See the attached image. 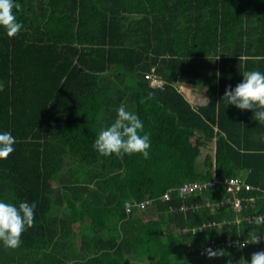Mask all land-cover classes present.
<instances>
[{"label": "trees", "instance_id": "16d2710c", "mask_svg": "<svg viewBox=\"0 0 264 264\" xmlns=\"http://www.w3.org/2000/svg\"><path fill=\"white\" fill-rule=\"evenodd\" d=\"M261 190L264 0H0V264H264Z\"/></svg>", "mask_w": 264, "mask_h": 264}, {"label": "built area", "instance_id": "2783aa9c", "mask_svg": "<svg viewBox=\"0 0 264 264\" xmlns=\"http://www.w3.org/2000/svg\"><path fill=\"white\" fill-rule=\"evenodd\" d=\"M143 78L146 79L148 85L151 87H161L163 83V80L153 73V68H149V70L145 71L143 73ZM217 186H220L223 189V193L214 201H206L205 204L210 206L211 208H217L220 205L227 204L233 211H239L242 208V202L251 203L254 200V196L252 195H240L239 193L241 191L258 189V187H254L244 182L243 179L239 176L219 177L213 170L209 179L184 181L176 188V191L179 196H183L187 193L200 194L202 193V191L214 189ZM162 197L166 199L167 193H163ZM261 197L264 198V190H261ZM150 201V199H145L142 201H136L134 199L126 200L124 202L125 211H129L130 207L133 206L136 208H143L147 204H149ZM258 218L264 221V214L260 215ZM246 219L249 220V217H247ZM258 240L264 243V236L256 234L251 239V241ZM245 243H249V240L246 239Z\"/></svg>", "mask_w": 264, "mask_h": 264}, {"label": "crops", "instance_id": "0c3cea01", "mask_svg": "<svg viewBox=\"0 0 264 264\" xmlns=\"http://www.w3.org/2000/svg\"><path fill=\"white\" fill-rule=\"evenodd\" d=\"M172 85L175 90L180 93L183 98L191 105V107H193V109L196 108L195 104L199 105L206 101V94L203 96V92L201 90L199 91V89L202 88L199 87L200 85L185 81H175L172 83Z\"/></svg>", "mask_w": 264, "mask_h": 264}, {"label": "rangeland", "instance_id": "374dc122", "mask_svg": "<svg viewBox=\"0 0 264 264\" xmlns=\"http://www.w3.org/2000/svg\"><path fill=\"white\" fill-rule=\"evenodd\" d=\"M150 68H153V73L156 74V75H158V74L155 72L153 66H151ZM203 71H204V70H203ZM203 71L201 70V72H202L201 74L204 73ZM199 87H202V88L199 89V91L201 90V91L203 92V96H205V94H206V89H205V87H204V86H199ZM195 106H196V104H195ZM194 141H195V138H194L193 141H192V146H193V144H194ZM211 145H212V144H211ZM194 151H196L197 159L201 161V160L203 159L204 155H205L207 152H212V148H211V149H207V148H204V147H202L201 145H199L198 148H196V150H194ZM211 170H212V172H213L214 169L211 167L209 171H211ZM147 216H148V215H147ZM147 216H145V217H147ZM151 217H152V215H151ZM245 256H246V254H243V255H242V260L245 259ZM244 264H245V263H244Z\"/></svg>", "mask_w": 264, "mask_h": 264}, {"label": "bare ground", "instance_id": "6f19581e", "mask_svg": "<svg viewBox=\"0 0 264 264\" xmlns=\"http://www.w3.org/2000/svg\"><path fill=\"white\" fill-rule=\"evenodd\" d=\"M157 76H158V75H157ZM161 79H162V78H161ZM162 80H163V79H162ZM163 83H164V80H163ZM163 83H162V85H163ZM162 85H161V86H162Z\"/></svg>", "mask_w": 264, "mask_h": 264}]
</instances>
